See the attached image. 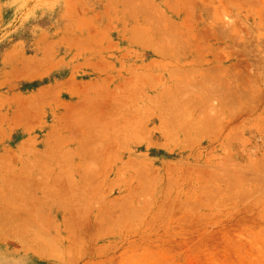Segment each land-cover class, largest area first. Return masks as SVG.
Listing matches in <instances>:
<instances>
[{"label": "rangeland", "instance_id": "1", "mask_svg": "<svg viewBox=\"0 0 264 264\" xmlns=\"http://www.w3.org/2000/svg\"><path fill=\"white\" fill-rule=\"evenodd\" d=\"M0 264H264V0H0Z\"/></svg>", "mask_w": 264, "mask_h": 264}]
</instances>
